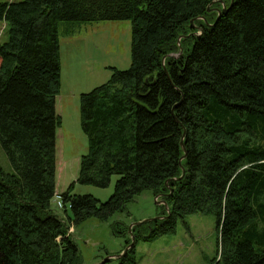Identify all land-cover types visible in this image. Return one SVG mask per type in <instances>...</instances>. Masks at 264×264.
<instances>
[{
  "label": "trees",
  "instance_id": "obj_1",
  "mask_svg": "<svg viewBox=\"0 0 264 264\" xmlns=\"http://www.w3.org/2000/svg\"><path fill=\"white\" fill-rule=\"evenodd\" d=\"M231 1L0 3L8 28L0 43V147L12 168L0 167V264H79L50 205L61 124L58 28L68 34L102 21L131 23V63L80 96L88 145L76 182L105 188L118 178L105 202L61 193L68 221L107 222L149 190L169 216L133 226L136 242L174 234L185 216L212 215L211 264H264V0ZM183 133L184 174L173 180L182 175ZM115 234L129 245L127 226ZM105 264H137L135 246Z\"/></svg>",
  "mask_w": 264,
  "mask_h": 264
},
{
  "label": "rangeland",
  "instance_id": "obj_2",
  "mask_svg": "<svg viewBox=\"0 0 264 264\" xmlns=\"http://www.w3.org/2000/svg\"><path fill=\"white\" fill-rule=\"evenodd\" d=\"M22 0H0V3ZM58 28L61 66V87L55 98V113L60 118L55 141V196L51 209L67 226V235L77 249L79 264H98L124 249L128 236L115 234L124 226L155 218L165 211L158 197L149 190L141 192L124 211H118L107 222L94 218L78 224L68 221L72 214L58 206L57 196L70 189L71 195H91L105 202L113 193L117 176L108 187L99 188L76 182L81 156L87 153V138L81 127L80 96L108 81L111 69L127 70L131 63V23L102 21L81 24L71 33ZM8 28L0 21V43L6 42ZM0 167L12 172L11 165L0 147ZM118 227L115 228V223ZM115 229V230H114ZM136 242V241H135ZM137 264H211L218 257L216 218L194 214L177 219L175 233L149 242L135 244ZM109 261V260H108Z\"/></svg>",
  "mask_w": 264,
  "mask_h": 264
},
{
  "label": "water",
  "instance_id": "obj_3",
  "mask_svg": "<svg viewBox=\"0 0 264 264\" xmlns=\"http://www.w3.org/2000/svg\"><path fill=\"white\" fill-rule=\"evenodd\" d=\"M233 2V0L231 1V3ZM225 6L223 5L222 8L220 10L218 9H214L215 12L217 13V18L220 17L221 13H224L226 10H225ZM208 24V23H206ZM209 25V24H208ZM199 34H196V36H198ZM184 136H185V133H183L182 137H181V140H180V147H181V150L183 151V156L179 159L178 161V166L179 168L181 169L182 171V175L177 178V179H173V180H180L182 177H183V174H184V170L182 168V165H181V161L183 159H185L186 157V150H185V146H184V143H183V139H184ZM169 194H171V190L169 192ZM158 205H163L165 207V210H166V213L167 215H164V216H158V217H155V218H151V219H146V220H143V221H139V222H136V223H132L131 225L128 226V234L130 235V243L129 245H127L123 251L121 253H119L118 255H115V256H108L106 257L105 259H103L102 261H100L98 264H105L108 260H118L120 259L124 254L127 253V251L131 248H133L136 244L135 242V239L134 237L132 236V232H131V229L133 226H138V225H142V224H145L147 222H150V221H154V220H161V219H166L168 216H169V210H168V206L166 204V202L164 200H161L159 202H157Z\"/></svg>",
  "mask_w": 264,
  "mask_h": 264
},
{
  "label": "built area",
  "instance_id": "obj_4",
  "mask_svg": "<svg viewBox=\"0 0 264 264\" xmlns=\"http://www.w3.org/2000/svg\"><path fill=\"white\" fill-rule=\"evenodd\" d=\"M57 199H58V206H59V208H62L63 207L62 198L60 196H57Z\"/></svg>",
  "mask_w": 264,
  "mask_h": 264
}]
</instances>
